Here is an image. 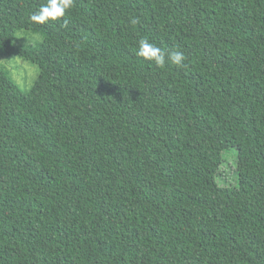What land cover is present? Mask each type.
<instances>
[{
	"label": "trees",
	"instance_id": "obj_1",
	"mask_svg": "<svg viewBox=\"0 0 264 264\" xmlns=\"http://www.w3.org/2000/svg\"><path fill=\"white\" fill-rule=\"evenodd\" d=\"M46 2L0 0V264H264V0Z\"/></svg>",
	"mask_w": 264,
	"mask_h": 264
},
{
	"label": "clouds",
	"instance_id": "obj_2",
	"mask_svg": "<svg viewBox=\"0 0 264 264\" xmlns=\"http://www.w3.org/2000/svg\"><path fill=\"white\" fill-rule=\"evenodd\" d=\"M72 5L73 0H47L39 7L38 11L30 15V20L35 24L57 21L59 18L65 17ZM130 22L135 25L137 20L133 18ZM136 55L146 61L153 62L158 67H164L168 61L177 67H182L186 58L182 51L162 49L147 39L139 40Z\"/></svg>",
	"mask_w": 264,
	"mask_h": 264
},
{
	"label": "rangeland",
	"instance_id": "obj_3",
	"mask_svg": "<svg viewBox=\"0 0 264 264\" xmlns=\"http://www.w3.org/2000/svg\"><path fill=\"white\" fill-rule=\"evenodd\" d=\"M40 40L41 35L37 32L24 29H18L15 32V44H35ZM0 65L9 71L13 80L23 90L28 89L32 85L38 73V67L36 64L18 56L17 54H4L0 51ZM231 160L232 159L229 157L228 162H225L223 165V169L227 176H231L233 173L234 167Z\"/></svg>",
	"mask_w": 264,
	"mask_h": 264
}]
</instances>
